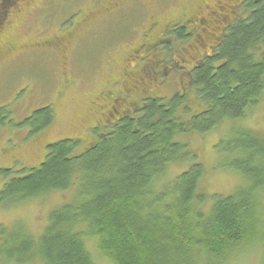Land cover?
<instances>
[{"label":"trees","instance_id":"16d2710c","mask_svg":"<svg viewBox=\"0 0 264 264\" xmlns=\"http://www.w3.org/2000/svg\"><path fill=\"white\" fill-rule=\"evenodd\" d=\"M225 1L231 2L226 12L220 11L223 3L206 9L204 1L199 15L207 17L209 34L202 45L185 28L175 29L177 20L158 31L168 30L160 43L166 55L175 40L187 41L183 53L203 50L210 38L214 43L198 63L181 66L190 74L188 82L201 106L197 112L187 106L183 89L171 90L170 96L144 99L136 112L100 134L94 127V141L80 151L81 138H62L46 145L35 166L0 169L2 204L76 186L75 198L49 211L37 237L24 229L8 234L0 228L2 262L97 264L85 244L89 235L112 264H223L254 244L263 247L264 264V135L235 130L225 148L231 159L222 167L237 170L243 181L229 194L209 195L207 211L198 206L207 196L197 189L203 167L195 159L162 189L153 185L168 163L191 155L178 136L240 118L264 91V0H246L240 10L235 0ZM220 12L228 21L207 16ZM212 23L223 24L218 36ZM170 85L171 80L164 87ZM7 117L0 106V125ZM52 117L51 107L43 106L23 124L36 131Z\"/></svg>","mask_w":264,"mask_h":264},{"label":"rangeland","instance_id":"374dc122","mask_svg":"<svg viewBox=\"0 0 264 264\" xmlns=\"http://www.w3.org/2000/svg\"><path fill=\"white\" fill-rule=\"evenodd\" d=\"M204 1L122 0L124 5L109 13L108 19L101 21L103 14L99 15L96 0H42L38 4L40 9L32 11H36L33 15L27 10L36 7L39 0H18L0 24V106L8 112L5 123L0 125V169L17 170L23 166L37 165L45 154L46 145L62 138H81L82 144L77 151L90 145L95 139L94 127L100 134L109 129L111 124L108 119L114 118L111 117V96L108 99L107 91L116 92V96L120 94L122 87L118 80L123 70L131 77L138 76L131 65L138 64V58L128 57L129 61L124 60L129 50H138L139 54L145 56L148 51L139 47L145 32L150 35L147 39L152 40L160 27L179 21L180 17L184 19L201 14L205 8ZM219 3L224 4V8H220L224 12L231 4L225 0H207L206 9H216ZM79 9L86 14L98 12L94 23L96 26L77 30L73 38V51L67 53L69 39L62 36L60 30L64 29V32L74 28ZM227 18L228 15L223 21H228ZM153 22L157 26L152 27ZM222 28L223 24L213 27V33L218 36ZM44 37L50 39L55 49L35 45L34 42ZM211 42L210 38L203 50L193 48L183 53L187 41L175 40L169 54L157 51L162 57L161 60L159 56L161 64L166 62L173 68L170 87L155 85L128 99L136 105L142 103L144 97H166L176 89H183L187 106L197 112L201 106L195 99L191 82H188L190 74L181 66L190 68L194 62L198 63L201 53L209 51L213 46ZM128 62L131 71L126 67ZM108 101L109 107L106 105ZM43 106L51 107L52 121L33 131L23 124V120ZM237 129H248L264 135V91L257 103L249 106L240 118H225L209 131L187 132L178 136L187 145L191 155L168 163L164 173L153 180L154 188L162 189L195 159L203 167L197 189L207 196L198 206L202 211H207L210 206L209 195L229 194L243 181L240 172L222 167L231 159L225 148L231 143ZM3 182L4 178L0 175V187ZM75 195L76 186L72 185L66 190L52 191L24 202L9 205L0 203V228L4 227L8 234L24 229L37 237L47 223L49 211L72 201ZM84 237L86 247L97 264H112L98 248L96 237ZM262 258L263 247L254 244L242 253L229 256L223 264H262ZM0 264L41 262L34 260L15 263L0 260Z\"/></svg>","mask_w":264,"mask_h":264},{"label":"flooded vegetation","instance_id":"af4514ba","mask_svg":"<svg viewBox=\"0 0 264 264\" xmlns=\"http://www.w3.org/2000/svg\"><path fill=\"white\" fill-rule=\"evenodd\" d=\"M17 1L18 0H0V24L3 23V20L6 17L7 11ZM96 1H97L96 4L98 5V9L100 10L99 15L103 14V16H101V21H103L106 18L108 19L109 13H111L113 10L120 9L124 5L122 3V0H119L118 2L117 0H96ZM230 1H234V0H230ZM41 2L42 0H39V2H37L36 4V7H31L29 10H27L28 13L33 15L36 11L35 12H32V11L37 10V9L39 10L40 8L38 7V4ZM245 2L246 0H235L233 5L237 10H240L241 6ZM97 13L98 12L92 14L91 12H89L86 14L85 11H83L82 9H79V13H78L79 15L77 17V21L73 23L74 28L72 27L68 31H64V32H63L64 29L60 30V34L64 36L65 38L67 37L69 39L68 41L69 47H68L67 53H70L73 51V38H74V35L77 33V30H82L85 28L96 26L94 23L97 18L96 17ZM225 15L226 14H224L223 12H220L217 15L208 14L207 16L208 18H211L213 21L219 23L221 19L224 18ZM206 23H207V17L201 16L198 14L191 18L186 17L183 20L181 19L174 26L176 27L175 29L177 30L181 28H185L186 35H188L189 37L190 36L194 37L195 41L199 43L200 45H202L205 41L206 35L209 34V31L206 28V25H207ZM154 26H157V23L153 22L152 27ZM167 31L164 30L163 32L157 33L156 37L153 38L152 40L147 39L150 36L149 33H144L145 36L142 37L139 47H142V48L144 47L143 50L145 49L146 51H148V53L145 54V56H142L143 54L142 55L139 54L138 50H135L132 48L129 50V53L126 59L124 60L129 61L128 57L138 58V61H139L138 64H131L133 65L132 69H134V71H137L138 76L131 77L129 73L123 70V72L121 73V77L118 80L119 85H121L122 87V90L119 91L120 94L116 96L113 91H110V92L107 91L108 99H109V96H111L110 97V100L112 103L111 105V108H112L111 115L112 116L111 117H114L113 119H108L109 124H113L117 122V120H119V118L123 116L132 115L134 112H136L140 108L142 103H139V104L137 103L135 105L130 99H128L130 98L131 95H137V93L141 92V90L152 88L155 85L156 87H159V86L164 87V86L169 85L173 68L170 65H167L166 62H163L161 64L162 57L160 56L159 52L157 54V51H160V52L163 51V46L160 43L165 41L164 37ZM34 43L36 46H39L42 48L44 47L47 49H55V47L51 45L50 39L47 37H44L42 38V40L36 41ZM159 56L161 60L159 59ZM129 63L130 62H128L127 64L128 66H126L128 69H129ZM108 70H109V66H108ZM146 98L147 97H144L143 100ZM148 98H152V97H148ZM106 105L109 107V101L106 103ZM106 114L109 117L110 115L109 110H107Z\"/></svg>","mask_w":264,"mask_h":264}]
</instances>
